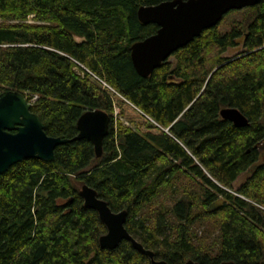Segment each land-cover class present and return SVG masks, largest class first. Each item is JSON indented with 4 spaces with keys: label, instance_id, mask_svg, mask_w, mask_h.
<instances>
[{
    "label": "trees",
    "instance_id": "1",
    "mask_svg": "<svg viewBox=\"0 0 264 264\" xmlns=\"http://www.w3.org/2000/svg\"><path fill=\"white\" fill-rule=\"evenodd\" d=\"M165 1L0 0V93L37 96L31 112L50 137L76 136L86 111L110 119L99 158L83 139L0 176V264H150L127 241L100 249L106 228L83 185L126 211L125 229L156 260L264 264V0L142 78L130 48L157 27L136 13ZM225 107L249 126L222 120Z\"/></svg>",
    "mask_w": 264,
    "mask_h": 264
},
{
    "label": "water",
    "instance_id": "2",
    "mask_svg": "<svg viewBox=\"0 0 264 264\" xmlns=\"http://www.w3.org/2000/svg\"><path fill=\"white\" fill-rule=\"evenodd\" d=\"M259 0H171L152 6H141L136 13L142 25H154V34L135 42L130 48L132 66L138 76L149 77L154 70L184 48L204 31L217 26L232 11L252 8ZM222 120L236 128L249 126L247 118L236 108L225 107L219 112ZM109 116L100 110L84 112L76 122L77 135L70 139L50 137L39 116L31 112V104L19 92L0 93V176L12 166L29 159L46 163L54 160L57 147L79 140L92 143L97 158L102 155L103 139L108 134ZM79 196L85 208L97 213L106 228L98 243L102 250H115L122 241L147 257L150 264H167L156 260L151 250L143 248L125 229L126 211L113 212L97 192L83 185ZM185 264H197L191 260ZM220 264H235L231 261Z\"/></svg>",
    "mask_w": 264,
    "mask_h": 264
},
{
    "label": "rangeland",
    "instance_id": "3",
    "mask_svg": "<svg viewBox=\"0 0 264 264\" xmlns=\"http://www.w3.org/2000/svg\"><path fill=\"white\" fill-rule=\"evenodd\" d=\"M241 51H242L241 47L238 46V47H236L235 49L229 50L227 53H225V54L223 55V57L230 58V57H233V56L237 55V54L240 53ZM232 59H234V57H233ZM118 116H119L118 113H116V114L113 113V118H114L113 121H114ZM121 121L123 122L124 125L128 126V125H127L122 119H121ZM247 177H248V173H245V174L241 175V176L237 179V181L233 184V189H234V190L238 189V188L240 187V185L245 181V179H246ZM201 230H203V229H201Z\"/></svg>",
    "mask_w": 264,
    "mask_h": 264
},
{
    "label": "built area",
    "instance_id": "4",
    "mask_svg": "<svg viewBox=\"0 0 264 264\" xmlns=\"http://www.w3.org/2000/svg\"><path fill=\"white\" fill-rule=\"evenodd\" d=\"M37 100V96H32L30 100H27L31 105ZM118 113V111L115 109L114 114Z\"/></svg>",
    "mask_w": 264,
    "mask_h": 264
}]
</instances>
